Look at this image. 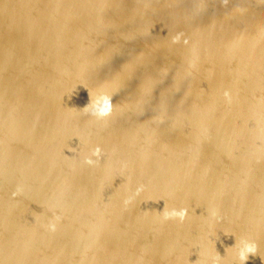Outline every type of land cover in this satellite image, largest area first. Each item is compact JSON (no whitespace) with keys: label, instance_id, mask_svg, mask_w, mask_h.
I'll list each match as a JSON object with an SVG mask.
<instances>
[{"label":"water","instance_id":"95a60500","mask_svg":"<svg viewBox=\"0 0 264 264\" xmlns=\"http://www.w3.org/2000/svg\"><path fill=\"white\" fill-rule=\"evenodd\" d=\"M241 237L264 264V0H0V264H238Z\"/></svg>","mask_w":264,"mask_h":264},{"label":"clouds","instance_id":"9594fccd","mask_svg":"<svg viewBox=\"0 0 264 264\" xmlns=\"http://www.w3.org/2000/svg\"><path fill=\"white\" fill-rule=\"evenodd\" d=\"M223 3L226 5L228 3V0H223ZM184 36L183 32H179L170 38V42L172 44H180L182 41V38ZM183 44L186 46L188 44L187 39H183ZM89 102L86 106H84L82 109H79L81 113L84 115H87L91 117L94 120L97 121H106L113 113L114 104L112 102L113 97L115 94H109L106 90H104L102 87L95 92H89ZM223 97L226 101L230 102V96L227 91L223 93ZM76 139H80L78 137H75ZM75 148H69V152H73ZM102 156V150L99 146L94 147L89 155L85 156L83 159V164L88 167H95L99 164L100 158ZM65 158H71L68 156H65ZM94 158V159H93ZM127 169L126 164H122L120 167V173L121 175L125 172ZM130 179V178H129ZM128 181L126 180L125 183ZM104 190V183L101 182L100 185V192L102 193ZM144 186L140 185L136 188L135 192L131 196H127L123 200V206L125 209L128 208L130 204L133 203V200L138 197L143 191ZM23 187L18 186L16 190L12 193V197L15 198L17 196H20L23 194ZM162 200V199H161ZM161 200H151L148 199V201L152 202H159ZM55 205L48 207V211L53 212L52 219L48 222V224L41 225L42 227H46V230L50 233H54L57 229V224L61 220V216L55 215ZM150 211H144L145 217L149 214ZM157 215L159 220L161 222H168V221H176L178 223L183 224L185 220L188 218V208L187 207H181L179 209L177 208H170L167 203L164 202V208L162 211H151ZM207 217L210 222L215 221L216 223L221 222V217L218 214V209L216 207L209 206L206 210ZM33 218L36 222H39L41 219V214L33 213ZM225 236H231L229 233H224ZM229 250H234L235 253V260L238 262V264H245V262L248 260L250 256H256L258 253V245L255 241L250 240L245 237H241L238 240L235 239V244L232 247L226 248L225 252ZM198 259L195 261V264H221L223 257L216 251L215 244L212 246V250L209 252L207 250L201 251L197 253ZM262 260L264 258L261 257Z\"/></svg>","mask_w":264,"mask_h":264}]
</instances>
